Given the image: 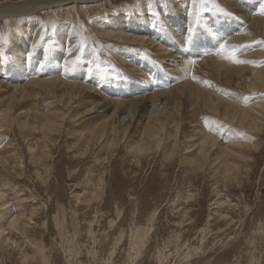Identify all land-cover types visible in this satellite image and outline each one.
<instances>
[{"label": "rangeland", "instance_id": "obj_1", "mask_svg": "<svg viewBox=\"0 0 264 264\" xmlns=\"http://www.w3.org/2000/svg\"><path fill=\"white\" fill-rule=\"evenodd\" d=\"M26 1L47 7L28 16H0V113L13 99L18 104H12L16 109L12 113H17L15 121L0 128V264H264V127L260 118L253 129L246 123L241 128L237 120L218 115L217 142L209 153L201 155L208 161L197 168L185 163L199 152L196 149L202 124L197 112L200 105L195 102L181 109L184 132L180 153L173 161L164 158L162 149L135 158L126 150L135 136H126L115 150L108 151L102 141L105 138L87 147L84 139L101 118L95 109L87 111L91 105L88 99L84 101L83 94L67 105L34 83L58 77L63 83L85 85L92 76L100 77V84L92 82V92L99 95L93 99L110 103L113 108L125 96L123 100H150L157 93L156 87L159 92L169 88L175 91L194 83L192 71L197 61L216 57L213 54L219 51L218 45L229 44V52L236 49L235 58H244L240 64L231 61V66L248 68L235 75L230 88L224 80V68L219 70L223 73L212 68L196 69L214 77L211 86L218 91H214L216 97L235 100L242 108H249L252 115L260 116L264 93L247 98L235 86L247 90L248 82L258 83L254 76L257 69L251 67L264 69V30L252 22L261 16L259 4L264 0H237L240 11L231 15L237 25L229 24L227 29L232 33L222 36L219 31H225L217 29L216 22L211 25L210 20L224 16L222 0H206L199 15L195 14V25L190 17L194 12L192 0H0V6H18ZM114 20L126 28L124 31H131L128 26L144 29L146 21L144 41H132L131 47L142 51L146 60L163 56L161 69L123 59L121 54L126 48L105 33L109 32L107 24L116 26ZM176 20L181 29L174 24ZM199 23L204 24L207 34L219 38L203 48L205 55L198 56L189 51V43ZM161 27L168 30V34L163 33L171 43L160 46L155 38L156 42L150 44L148 39ZM245 28L255 29L256 36L248 33L246 39H240L245 36ZM118 29L121 27L114 30ZM173 45L177 46L174 53L181 49L184 52L183 58L178 54L179 62L171 61ZM124 68L130 78L122 76ZM76 72L81 73L79 77L74 76ZM179 73H190L191 80H182ZM159 74L169 81H157ZM256 90L259 95L263 91ZM34 105L42 115L56 113L52 116L58 124L52 133L47 131L45 135L46 130L39 125L21 126L35 119L33 112L31 116L27 112ZM232 109L235 115L237 110ZM175 115L182 118L181 114ZM145 118L136 123L140 131ZM238 129L242 136L249 137L242 138ZM193 133L197 134L193 137ZM191 140L196 146L186 149L188 141L189 146L193 144ZM229 143L248 153L245 159L236 150L240 166L225 175L224 162L220 158L211 160Z\"/></svg>", "mask_w": 264, "mask_h": 264}, {"label": "bare ground", "instance_id": "obj_2", "mask_svg": "<svg viewBox=\"0 0 264 264\" xmlns=\"http://www.w3.org/2000/svg\"><path fill=\"white\" fill-rule=\"evenodd\" d=\"M222 1H223L222 3H220V2L219 3L222 6L221 10H223L222 13L224 14V16H222L220 18L217 16L216 19L214 17L210 19L211 25H212V22H216L218 25L217 29H219V30L223 29L225 31V32L219 31L220 32L219 34L221 36H222V34L232 33V31H229V29H227V27L229 26V24L230 25H237L236 24L237 22L234 24V21H233L231 15H233V12L235 10L239 9V11H240V8H241L239 1H237V0H222ZM238 4H239V7L237 6ZM40 7L46 8L47 6H42L41 4H39L35 1H29V2L26 1V2H23L21 5H18V6H16V5H1L0 6V16H3L5 18H10L11 16L15 17V15L23 16V15H26L28 13H35L34 11ZM184 7H185L184 8L185 11L184 10L183 11L185 13L186 12V6H184ZM96 13L97 12H95V14ZM195 14L196 13L193 12V14L190 16L191 19L193 18V22H191L192 25H195L197 22V19H194ZM26 16H28V15H26ZM170 17H171V20H173V21L175 20L174 10L171 11ZM113 18H115V17H113ZM145 22L143 23L144 29H146ZM175 22L176 23H174V24L177 25L178 29H181L182 27L179 26L180 21L176 20ZM252 22H254V25L257 26L256 28H260V30H264V18L263 17H261V16L259 18L255 17V18H253ZM112 23H114L116 26L113 27L111 24L110 25L107 24V26H105V27H108L109 32H105V33H106V35H113V38L114 37L116 38L115 41L117 39L119 40V41L117 40V45H120V46L126 48L127 51H123L121 54V56L123 55L122 56L123 59L130 58L129 60H131V62L134 63V61H137L141 65H143V67L144 66H145V68L150 67L153 70H158V69L162 68V63H163L162 57L163 56L160 57L158 55L156 57L157 59L152 60V61L146 60L141 56V54H143V53H141L142 51L139 52L140 50L138 48L136 49V48L131 47V46H133V45H131L132 41H136V42H140V41L143 42L144 41V39H145V33L143 32L144 29H141L140 27L131 28L128 26V30H131L132 32L131 31H124L122 29H126V28L124 26H122L121 23L119 24L115 20ZM117 26L121 27V29H118L116 31L114 29H117ZM255 26H254V28H255ZM196 27H197L196 33L192 34L191 39H190L189 49L191 48V50H189V51H193V54H197L198 56H199V54L205 55V53L202 52L203 48L206 49V48H209V46H212V43L217 41V39L219 37H217V35H216V37H212L210 34H207L206 33L207 30L206 31L204 30V24L203 23H199L198 26L196 25ZM159 29L160 30H158V32H156V31L153 32L154 35H152V38L148 39L150 41V44L156 42L155 38H157V41H159L156 43L160 46L161 45H163V46L168 45L169 42L171 43V40L166 35L169 33L168 30H166L165 28H162V27ZM245 29H246V31L243 30V31H245L244 32L245 36H240L239 37L240 39H246V36L249 34L255 35V32H256L255 29H253V28H250V29L245 28ZM146 31H147V29H146ZM111 32H113V33H111ZM163 32H165L166 34ZM140 33H144V34L139 35ZM155 34H157V35H155ZM188 37H190V36H188ZM229 38H230V36H229ZM124 39L126 42H124ZM146 39H147V37H146ZM239 41H242V40H239ZM125 44H128L129 46H125ZM192 45H194L193 48H192ZM134 47H137V46H134ZM176 48H177V46L173 45V50H171V53H170V55H171L170 58L172 59L171 61H174V62L178 61V59H177L178 54H182V58L184 57V52L182 49H181V51H179V53H177V54L174 53ZM164 49H168V48H164ZM217 52H219V51H216L213 54L216 57L211 56L212 58H210L209 56L212 55V54H210L208 56L209 59L201 58L200 60L197 61V64H196L197 66H195L194 70L192 71L193 77H194V83H192L190 85H184V86H181L178 88H174V89H176L175 91L171 90L168 87L169 89H165V90L162 89V90H160L161 92H159L157 90L160 88L156 87L157 90L155 92H157V93L154 92L155 94H154V96L151 95L152 97L150 98V100L149 99L142 100L140 98H139L140 100L137 99L134 101L123 100L126 97L125 96L122 100L119 99L121 101H119V100L116 101L113 108H111V106H109L110 103L108 104L107 102H100L99 100H97L98 98L93 99V96L98 97L99 95L94 94L92 92V90H93L92 82L95 84H97L99 82V84H100V77L97 79H94V77L92 76L91 78H89L85 81V82H87L85 85L71 84V83H67V82L63 83L64 80L62 81L61 80L62 78L60 80H58V77H57V80L56 79H54L52 81L40 80V81H36L34 83L36 85H39L40 87L44 88V90L46 89L47 91L51 92L52 94H54V96H57L58 99L60 98V100H64V102H66L67 105L70 104L71 101L73 102V100L75 98H77V97L80 98L81 95L83 94L85 96L84 101L86 102V99H88V104L90 103V105H91V108H89L87 111H91L92 109H95L94 113H97L96 114V115H98L97 117L101 118V120H99L97 122V124H95L89 130L90 132L86 135V137L84 139L87 147L93 145L97 141H100L102 138H105L102 141L104 142V145L107 147L108 151L112 150L113 148L115 150L122 143L123 139L125 140V138H127V137L135 136L137 138L136 139L133 138V140L131 141V144L125 143V144H127L126 150L129 152L130 155L132 154V156L135 158H141L142 156H146V155L148 156L150 154H153L154 151L156 152V151H159L160 149H162L164 158L170 159L173 161V158H175L177 153H180V150H179V148L181 147L180 142H181L182 135L184 132L183 127H182L183 123H181L180 120L181 119L185 120V116L183 115L181 109L182 108L187 109L186 107H188L189 105H192L195 102L196 104L200 105L199 111L197 109V112H199V119H200V123L202 124L201 131L199 130L200 131V137L198 138V139H200V141L197 142V149H196V150H199V152L195 155L192 154L191 158H189L190 160H186L185 163H189L190 166L192 165V166L198 168V167H203L206 164V162L208 161L207 156L201 157V155L205 154V153H209L210 152L209 148L212 149L215 145V142H217L215 135H217L219 132L216 133L217 127L215 125H217L216 117L218 115L225 116V118L226 117L232 118V120H237V122L240 123L239 127H241V128H244L243 123H246L249 126H251L253 129L257 128V123H259L258 121L260 118L261 119L260 124L262 125L261 128L264 127V103L259 104L261 106V110L258 113V114H260V116H254V115H252L251 110L249 108H242L243 106L240 105L239 103L238 104L235 103L234 102L235 100H233V102H232V101H228V100H223L222 98H220L218 96L216 97L215 93L218 91H217V89H215L214 86H211V83H212L211 81L214 80L213 79L214 77H210V76L204 75L202 73H199L200 71L198 72V70L196 69V67H198V68L201 67V69L203 68L204 70L206 69L207 71H209V68H212V70H218L219 71V70H222L224 68V73H225L224 80L228 82L227 84L230 88L231 87L230 83H232L234 81L235 75L242 74L248 68H243L244 67L243 65L239 66V68H234L233 66H231L230 60L228 61V60L222 58V56L216 55ZM228 52H229V48L227 49L225 54H227ZM262 52H264V51H262ZM145 54L147 56H150L148 53H145ZM117 55H118V53H117ZM119 55H120V53H119ZM205 57L207 58V56H205ZM242 58L243 57H241V58L238 57V60H240V59L243 60L244 58L243 59ZM119 59H122V58H119ZM249 59H254V58H249ZM53 60H55V59H51V61H53ZM169 61H170V59H169ZM193 61L195 62V59ZM193 61L191 63L192 65L194 63ZM199 61L203 62V63L199 64L198 63ZM245 62L249 63L247 60ZM125 68H126V66H125ZM125 68L121 70V74L125 78H130V73L127 72L125 70ZM163 68H164V66H163ZM251 68L253 71L255 69H257V71L254 73V76H256V78H257L256 82H258V83L253 85V84H249L250 82H248V84H247L248 89L247 90L242 89L240 86H237V87L235 86V89L236 90L240 89L242 94L245 92L246 94L244 95V97H247V98H250L253 95H255L254 97H259V96L263 95V93H264V69H262L261 67H251ZM180 71H181V69H180ZM183 71H184V69H183ZM219 72H221V71H219ZM221 73H223V72H221ZM80 74H81L80 72H76V73H74V76L79 77ZM143 74H145V73H143ZM179 78H182V80L187 79V78L190 79V73L189 74L188 73H182V74L179 73ZM98 79H99V81H98ZM160 79H162V81H161L162 83H166V81H169L168 78L166 79V76L164 74H161V75L159 74L157 81ZM95 80H97V81H95ZM107 81L108 80H106V82L104 84H106ZM111 83H113V82H111ZM104 84H102V86ZM157 84H160V83L156 82V85ZM247 87H245V88H247ZM0 88H2V87H0ZM256 89H263V91L259 95L258 90H256ZM215 90H216V92H214ZM15 91H17V90L15 89ZM107 91H108V89H107ZM247 91H249V92H247ZM125 92H127V90ZM128 92H129V90H128ZM230 92H232V91L230 90ZM14 94H15V92H14ZM152 94H153V92H152ZM119 95L120 94H118V96ZM123 95H125V94H123ZM14 96L15 95H13L11 97L13 98ZM21 98H22V96H21ZM245 99H244L243 103H246L247 99L246 100ZM242 100L243 99L241 98L240 102H242ZM109 102H111V101H109ZM13 103H16V105H18L17 102H14V99H13L11 102V105L9 104L10 106H7V108L5 110H3V112L0 113V128H4L7 124L10 126L13 123V121H15L14 115L17 113H14V114L12 113V110H13L12 108L14 105ZM111 104H113V103L111 102ZM198 105H196V106H198ZM22 106H24V105L22 104ZM168 106H171V108L166 111V109H167L166 107H168ZM222 106L226 107L225 111H224ZM19 107H21V106H19ZM19 107H16V108H19ZM232 108L237 110L235 115H232V110H233ZM27 109H28V111H27L28 115L30 114V116H31V112H33L35 119L33 120V122H32V120L31 121L30 120L25 121L21 124V126L23 125V126L28 127V125H31V124L39 125V126L43 127L44 130H46L45 135H47V133H52V131H54V129L56 128V125L58 123H57V120H54V116H52V115H55L56 113L42 115L41 112L39 111V107L36 105L32 106V108H31L32 111H31L30 107H28ZM15 110H13V112ZM258 110H259V108H258ZM136 112H137V115H136L137 118L135 120L136 123H138V121H140V120L142 121V117L147 118V120L145 118L146 122L143 124V128L141 129V131L138 129L139 124L135 123L133 125V123H132V121L135 118ZM22 113H23V111H22ZM25 113H26V111H25ZM77 113H79V112H77ZM176 113L178 115L181 114L182 118L180 116H179L180 118H176V115H175ZM236 116H237V118H236ZM25 117H27V116H25ZM128 117H130V118H128ZM28 118H30V117H28ZM91 118H93V117H91ZM18 125L20 126V122ZM131 126H132V128H130ZM28 129H30V128H28ZM262 130H264V129H262ZM237 131L240 132V135H241V130L238 129ZM197 133H199V132H197ZM195 135H194V133L192 134L193 137ZM192 136H191V138H192ZM241 137L247 139L249 137V134H245L243 136L241 135ZM189 141L186 144V149H188L194 145L196 146V143L194 144V142H193L195 140H193V141L191 140L193 142V144H191V146L188 145ZM236 145L229 143L228 147L227 146L225 148L223 147L222 150L220 149L219 151H217L216 154L214 155L215 156L214 159L211 160V162H212V161H215V159L220 158V162L221 163L224 162V165L226 166V169L224 170L225 175L229 174L230 171L238 170V168L240 166V164L238 163L237 156L235 154L236 150L241 153L240 154L241 157L245 158L247 156L248 150H246V149L242 150L241 148L237 149ZM166 151H169V152H166ZM182 151H183V149H182ZM230 157H233V158H230ZM183 159H186L185 155H184ZM233 162H234V164H232ZM197 168H195V169H197ZM1 196H2V194L0 193V198H1ZM16 222H17V219H14V223H16Z\"/></svg>", "mask_w": 264, "mask_h": 264}, {"label": "snow or ice", "instance_id": "obj_3", "mask_svg": "<svg viewBox=\"0 0 264 264\" xmlns=\"http://www.w3.org/2000/svg\"><path fill=\"white\" fill-rule=\"evenodd\" d=\"M206 3V0H192V4L194 7V12L199 15L200 9L203 6V4ZM259 15L264 16V3L259 4ZM219 52L216 53V55L222 56V58L226 60H230L233 63L240 64L243 63L244 61L238 60L235 58L236 56V49L232 48L230 52L225 54L226 50L229 48L227 44H219ZM194 62V61H193Z\"/></svg>", "mask_w": 264, "mask_h": 264}]
</instances>
